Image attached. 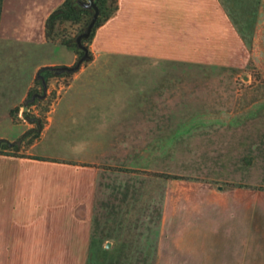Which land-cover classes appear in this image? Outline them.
I'll return each mask as SVG.
<instances>
[{"label":"crops","instance_id":"0c3cea01","mask_svg":"<svg viewBox=\"0 0 264 264\" xmlns=\"http://www.w3.org/2000/svg\"><path fill=\"white\" fill-rule=\"evenodd\" d=\"M63 1L0 2V139L15 141L31 127L23 102L38 69L75 59L51 57L58 45L45 34ZM90 51L189 68H241L253 56L264 85V0H117ZM154 68L82 65L66 91L76 94L62 96L66 106L59 102L27 150L0 153V264H88L96 239L101 246L94 226L136 224L158 226L156 239L140 241L121 227L103 244L111 255L154 264H264V95L240 92L236 109L190 112L197 121L183 126L182 112L150 109L148 88L158 80L129 73ZM201 145L206 175L184 179L153 169L157 190L135 188L131 170L170 159L177 166L186 157L197 165L198 153L181 150Z\"/></svg>","mask_w":264,"mask_h":264},{"label":"rangeland","instance_id":"374dc122","mask_svg":"<svg viewBox=\"0 0 264 264\" xmlns=\"http://www.w3.org/2000/svg\"><path fill=\"white\" fill-rule=\"evenodd\" d=\"M78 26V24L63 22L57 25L55 34H59L60 36H71L76 33ZM246 41L249 45L252 42L250 39H247ZM51 42L58 45L53 49V53L51 54V57H53L54 59H59L60 61H68L71 56L75 57L74 49L68 47L66 48V46H60L61 44L57 37L52 39ZM250 46L251 49H253L252 44ZM110 62L119 64L144 63L153 65V67H155V70H149V72L134 70L129 71V73L134 74L135 77H141L143 76V74L148 73V75H150L147 76L148 78H150L151 80H158L157 83H150V86L148 88L149 96L152 102V104H150V109L166 112H182L183 118L180 121L182 122L183 126H186L191 121H197L196 119L189 118L191 117L189 116L191 114L190 112L236 109L240 101L239 96H243L240 95V92L245 91L246 94H249L248 91L252 92L251 90H253V92H255L256 90V95H264V85H262L260 82L261 80H263L262 72L260 71V65H258V63L253 59V56H251L247 64L241 68H189L184 65L175 66L169 62L165 64V61H157L147 58L117 57L109 55L94 56L93 54L92 59L82 65H86L88 63ZM160 63L164 64L161 65ZM79 70L70 75H67V73L63 71L61 72L60 76L50 77L47 82L46 89L44 90H42L39 86L36 87V95L29 99V102L32 101L33 104L29 103V107H27L25 111L28 112V114L33 119V122H31V127H29L25 131V135L24 137H22V140L20 141L18 147L15 148V150L9 149V151L12 150L15 151L14 153H24L27 150L29 144L35 141V139H37L41 134V132H37L38 124L42 123L43 127L45 126V124L48 122L47 118L51 116V112H53V110L57 108V106H59L60 101V106H66V98L71 94H76L74 90L70 92L66 91L68 86L73 81L74 75ZM255 84H257L256 88L254 87ZM63 95L66 98L61 100ZM60 108L61 107H59V109ZM52 132L53 129H51L44 137V140H42L44 144L52 139ZM201 146L203 147L201 149H191L192 147L187 148L186 146H184V148H182L181 150V152L185 154V156H189V154L191 155L192 153H198L199 158L198 160H196L197 165H190L191 161L188 160L189 157H186L187 159L181 161V164H178L177 166H174L173 160L170 159L171 164H166V166H161L160 168L151 167V170H131V172L134 171L136 175L134 179L135 188L139 187L138 185H141L143 190H149L151 192L157 190L158 183L153 179L155 178V175L152 171L153 169H163L165 173L170 172L172 174H176V176H179V178L184 179H196L195 177L199 178L198 176L206 175L207 170L206 167H204L205 159H201V157L205 155L203 154L205 153V145ZM215 152L216 154L221 153L219 148L215 150ZM168 153L172 154L173 150L169 151ZM245 161H248V159L245 158ZM140 177L142 178L140 179L141 182L139 184L137 181ZM149 213L153 214L152 211H149ZM121 227L128 229V231L137 232V237H135V239L141 241L145 238H148L150 241H152L156 239V235L154 234L158 226H145L143 224H136L135 226H94L93 236L101 240V246L99 250H97L96 239L94 247L91 246L92 248L88 264H154L151 262L142 263L133 261L134 259H130V257H128L130 259L129 260L128 258L124 257V255H116L117 252H113L114 254L112 253L113 255H111L109 250L110 245L104 246L103 244L109 238L113 239V236L118 235V230L121 229ZM129 240H131V238H129Z\"/></svg>","mask_w":264,"mask_h":264},{"label":"trees","instance_id":"16d2710c","mask_svg":"<svg viewBox=\"0 0 264 264\" xmlns=\"http://www.w3.org/2000/svg\"><path fill=\"white\" fill-rule=\"evenodd\" d=\"M1 2V0H0ZM87 0H64L63 3L54 9L46 19L45 34L47 40L51 41L55 37L59 39L61 45L74 49L75 60L71 65H45L41 66L34 78L33 85L29 88L27 96L23 102L24 106L29 107V99L36 95V87L42 90L46 89L47 82L50 77L60 76L61 72L69 74L75 73L80 69L82 64L92 59V52L90 51V44L92 42L95 30L103 24L117 9V0H93L92 5L87 7L85 4ZM97 9V16L93 25L89 28L95 11ZM63 22L70 24H78L76 33L71 36H64L55 34L57 25ZM33 104V103H32ZM28 122H33L31 116L26 112L25 116ZM43 124L39 123L37 132L40 133ZM25 132L15 141H8L0 139V153L1 154H15L14 149L18 147Z\"/></svg>","mask_w":264,"mask_h":264},{"label":"water","instance_id":"95a60500","mask_svg":"<svg viewBox=\"0 0 264 264\" xmlns=\"http://www.w3.org/2000/svg\"><path fill=\"white\" fill-rule=\"evenodd\" d=\"M87 1H88V2L85 4V6H87V7L91 6L93 0H87ZM95 9H96V8H95ZM97 13H98V12H97V9H96L95 14H94V16H93V19H92L91 23L89 24V28L93 25L94 20H95V18H96V16H97Z\"/></svg>","mask_w":264,"mask_h":264}]
</instances>
